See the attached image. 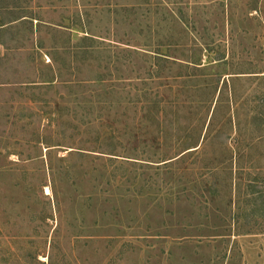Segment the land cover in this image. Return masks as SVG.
<instances>
[{"label": "rangeland", "instance_id": "1", "mask_svg": "<svg viewBox=\"0 0 264 264\" xmlns=\"http://www.w3.org/2000/svg\"><path fill=\"white\" fill-rule=\"evenodd\" d=\"M260 193L264 0H0V264H264Z\"/></svg>", "mask_w": 264, "mask_h": 264}, {"label": "trees", "instance_id": "2", "mask_svg": "<svg viewBox=\"0 0 264 264\" xmlns=\"http://www.w3.org/2000/svg\"><path fill=\"white\" fill-rule=\"evenodd\" d=\"M261 192H263V191H261ZM260 196H261V197H263V196H264V194H263V193H260Z\"/></svg>", "mask_w": 264, "mask_h": 264}]
</instances>
